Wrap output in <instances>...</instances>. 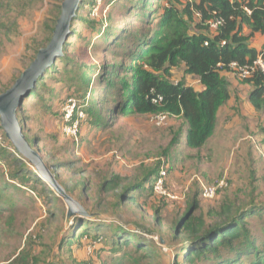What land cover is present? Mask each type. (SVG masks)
Returning <instances> with one entry per match:
<instances>
[{
  "label": "rangeland",
  "instance_id": "374dc122",
  "mask_svg": "<svg viewBox=\"0 0 264 264\" xmlns=\"http://www.w3.org/2000/svg\"><path fill=\"white\" fill-rule=\"evenodd\" d=\"M63 1L0 0V92L12 86L34 60L39 45L50 36L47 25L60 15L59 5ZM93 1L96 2L94 6L84 5L79 12L89 23L74 20L72 31L75 33L67 46L71 60L56 62L55 71L47 73L49 76L41 88V96L26 95L20 114L26 117L24 132L31 145L42 150L47 165L57 164L51 169L59 181L66 184L76 199L88 202L86 209L90 214L95 213L93 217H80L87 219L86 225L96 221L103 223L107 237L103 242H97L93 249L83 239L84 235L80 236L85 224L74 226L75 217L68 216L64 199L56 193L60 200L55 199L54 203L45 201L47 192L41 193V190L52 188L48 181L42 178L47 184L43 182L37 190L34 183L23 186L20 179L16 182L8 177L16 166L1 158L0 182L14 186L10 191L15 190L17 194L14 199L7 195L0 200V264H21L36 259L41 264H75V261L81 264H185V253L180 240L174 238V227L176 217L186 210L190 196L198 195L201 207L198 213L218 207L225 201L234 200L242 206L264 203V150L258 154L251 149L243 157L236 151L231 158L232 150H228V165L222 152L219 157L224 167L217 165L215 171L209 165L196 167L193 163V167L186 171L178 170L181 157L188 153L179 144H172L181 125L178 119L170 118L168 126L159 127L150 117L145 122L146 117L127 119L113 112L117 103L112 101L118 97L116 90L107 91L110 73L115 64L126 65L130 60L121 47L126 39L118 41L116 35L128 29L130 41L138 30L143 33L150 28L156 32L159 27L155 24L156 14L149 26L145 23L142 2L136 9H130L139 0ZM167 1L150 0L148 7L160 12ZM90 21L95 22V28L90 27ZM115 41H118L116 45ZM172 74L173 81H187L183 66ZM91 75L92 81L88 83ZM71 95L79 98L87 95V108L91 111L98 108L99 117L107 119V125L89 129V124L95 120L89 112L82 125L79 145L62 128L63 108ZM8 155L10 152L5 151V156ZM11 155L24 158L17 152ZM163 162L170 165L168 181H171L170 174L179 173V185L170 183L171 190L180 195L178 199L148 197L141 193L139 202L124 201L120 188H102L106 179L114 174L131 179L136 173L154 170ZM58 163L62 165L59 167ZM174 178L177 180L178 177L174 175ZM198 179L203 183L225 180L226 185L218 188L215 197L206 199L201 195ZM156 208L160 210V225L155 222ZM111 226L127 231L138 228L137 233L156 244L160 257L137 260L142 254H137L132 246L121 244L122 238L117 241L122 245L118 252V248L112 245L116 241L111 237Z\"/></svg>",
  "mask_w": 264,
  "mask_h": 264
},
{
  "label": "trees",
  "instance_id": "16d2710c",
  "mask_svg": "<svg viewBox=\"0 0 264 264\" xmlns=\"http://www.w3.org/2000/svg\"><path fill=\"white\" fill-rule=\"evenodd\" d=\"M149 1L139 0L130 9H136L139 2H142L143 13L147 19V21L144 19L145 23L149 26L156 14L157 23L155 24L159 27L158 30L154 32L155 29L148 28L143 33L138 30L133 33V40L130 41L128 29L115 37L118 41L126 39L121 47L130 60L126 65L115 64L110 73L107 91L116 90L118 97L112 101L114 104L117 103L113 112L126 118L142 115L151 117L158 114H167L169 119L181 117L186 126L184 132H187V147L200 150L213 136L217 126L218 112L231 97V85L224 72L230 71V66L234 62L239 65H253L264 51V48L259 51L250 45L256 33H264V0H168L160 12L148 7ZM95 4L93 0H82L77 11V18L74 20L89 23L86 17L79 15V12L82 6ZM59 9L60 15L56 20H51L52 24L47 25L50 36L44 44L39 45L36 55L41 47H45L51 41L56 23L61 16L62 4L59 5ZM216 16L222 17L224 22L218 31L212 32L208 22ZM74 23L75 21L71 23V30ZM90 25L92 28L96 26L94 21H90ZM74 33L75 31H72L65 41L64 55L56 62L64 60L68 63L71 60L67 53V46L70 44L69 38ZM118 41L114 44L116 45ZM56 62L39 77L28 96H41V88H44L46 78L49 76L47 73L55 71ZM182 64L185 66L186 74L200 79L204 90L197 91L185 80L177 82L172 80L173 69L180 68ZM107 68L108 66H105V69ZM92 77V75L88 77V83L92 81ZM242 81L251 87L249 91L251 104L257 110L264 111V71L261 68H255L252 75ZM75 96L78 97V95ZM79 99L86 101L87 95ZM24 101L25 98L18 109V116L23 127L26 124V117L20 113L24 108ZM88 102H86L87 105ZM88 108L86 106L87 113L90 112L95 117V120L89 124L91 128L107 125V119L99 117L98 108L92 111ZM3 134L6 142L14 148L7 140L5 133ZM182 134L183 128L180 126L172 144H180ZM37 150L42 152L40 148ZM5 151H9L10 155L6 157ZM11 154L14 152L0 145V159L11 161L16 166V170L8 177H12V180L16 182L20 179L23 186L28 182L34 183L37 190L44 182L42 177L27 163L26 159L20 156L13 157ZM61 165L59 164V167ZM55 166L57 164L49 165L50 168ZM169 166L168 164V169ZM160 167L161 164H158L154 170L136 173L131 179L114 174L106 179L102 188L107 186L115 190L120 188V196L124 201L128 199L137 201L141 193L148 197L154 195L157 198H163L154 191V182ZM53 174L55 175L54 172ZM55 177L58 179L56 175ZM45 184L47 183L44 182ZM62 185L69 192L66 184ZM165 185L169 191L173 192L168 178L165 180ZM52 188L49 186L47 190H41V193L47 192L45 201L48 203L55 199L60 200ZM11 189L13 190L14 186L0 182V200L7 195H12L10 198L14 199L17 191L11 192ZM77 199L85 208L88 206V202L86 204L84 199ZM200 208L198 195L194 194L189 197L186 210L175 219L174 238L180 240L181 249L185 253V264H264V203L242 206L232 200L225 201L206 212L198 213ZM159 211L158 208L154 209L155 222L160 225ZM74 217V226L85 224L87 220L79 214H74ZM96 218L100 217L96 216ZM84 226L80 236L84 235L83 239H86L93 249L97 242H103L107 237L103 223L96 221L90 225L89 222ZM138 230V228H131L127 231V229L122 230L111 226V237L116 241L112 245L118 248L117 251L121 249L122 245L117 241L122 238L121 244L126 247L132 246L137 254H142L137 260H154L160 257L159 251L155 248L156 244L142 237L137 233ZM112 251L116 252V250ZM76 262L75 264H81ZM21 264L41 263L36 259V261L26 260V263Z\"/></svg>",
  "mask_w": 264,
  "mask_h": 264
},
{
  "label": "crops",
  "instance_id": "0c3cea01",
  "mask_svg": "<svg viewBox=\"0 0 264 264\" xmlns=\"http://www.w3.org/2000/svg\"><path fill=\"white\" fill-rule=\"evenodd\" d=\"M250 45L255 47L257 50L262 51L264 48V33H256L250 41ZM21 50L22 48L20 51ZM181 66H183V72H185L184 64ZM176 69H173V72ZM187 75L188 84L192 85L197 91L204 90V86L199 78L193 75ZM224 75L227 77L231 85V97L229 101L220 108L218 112L216 130L205 146H203L200 150L188 148L186 145L187 132H184L186 131L185 122L181 117L174 118L178 119L181 124L178 127L181 126L183 128V134L179 145L188 151L187 155L185 152L183 157H181L182 163L180 165V169L178 170L186 171L188 167H193L191 164L193 163L196 167L209 165L210 168L212 167V171H215L214 167L217 168V165L221 168L224 167L219 157L222 152L225 153L227 159L226 165H228V161L230 160L232 154L236 151H238L243 157L245 154L248 155L251 149H255L258 154H261V150H264V111L257 110L251 104L249 100V91L251 87L247 83L243 82L231 70L225 71ZM136 117H146V122L147 117L149 116L142 115ZM250 121H252L251 125ZM254 121L256 123H254ZM136 125L137 124L134 125L135 128L137 127ZM88 128L90 129L91 126L89 125ZM82 131L83 128L81 130V134ZM228 150H232L230 158L228 156ZM174 175L178 177L177 180H175ZM170 179L171 181H168L169 185L171 183V185L178 186L181 182L178 180L179 173L177 172L172 173V175L170 174Z\"/></svg>",
  "mask_w": 264,
  "mask_h": 264
},
{
  "label": "water",
  "instance_id": "95a60500",
  "mask_svg": "<svg viewBox=\"0 0 264 264\" xmlns=\"http://www.w3.org/2000/svg\"><path fill=\"white\" fill-rule=\"evenodd\" d=\"M81 2L82 0L63 1L61 16L56 23L51 41L38 50L34 60L22 71L14 84L0 93V127L3 129L7 140L34 167L38 175L48 181L55 192L64 199L68 206L69 217L76 213L86 217H93L94 215L90 214L85 206L67 191L55 177L41 153L31 145L19 119L18 109L21 107L24 97L35 86L39 77L58 58L64 55L63 46L72 33L71 23L77 18V11Z\"/></svg>",
  "mask_w": 264,
  "mask_h": 264
},
{
  "label": "built area",
  "instance_id": "2783aa9c",
  "mask_svg": "<svg viewBox=\"0 0 264 264\" xmlns=\"http://www.w3.org/2000/svg\"><path fill=\"white\" fill-rule=\"evenodd\" d=\"M199 16V15H198ZM222 17L216 16L208 22L209 29L212 32L218 31L223 24ZM208 44V42H206ZM231 71H233L241 80L250 77L255 68H261L264 71V51L258 56L253 65H239L234 62L231 64ZM89 100L82 101L75 95L69 96L67 102L63 108V130L79 145L81 142V130L82 125L88 117L86 106ZM151 121L157 124L159 127H165L169 124V116L167 114H158L150 117ZM3 129L0 127V144L6 149H9L16 153V150L10 146L4 137ZM168 176V165L166 162L161 164L158 176L154 182V191L158 196L164 198L178 199L179 195L169 191L165 185V180ZM199 180V179H198ZM201 182V179L199 180ZM226 185L225 180L219 181V183H203L201 182V195L202 197L209 199L216 196L218 188Z\"/></svg>",
  "mask_w": 264,
  "mask_h": 264
}]
</instances>
